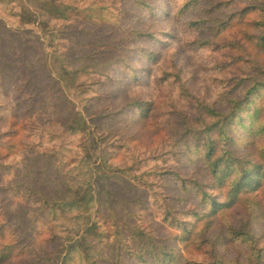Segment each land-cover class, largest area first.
<instances>
[{
  "label": "trees",
  "instance_id": "obj_1",
  "mask_svg": "<svg viewBox=\"0 0 264 264\" xmlns=\"http://www.w3.org/2000/svg\"><path fill=\"white\" fill-rule=\"evenodd\" d=\"M0 0V264H264V0Z\"/></svg>",
  "mask_w": 264,
  "mask_h": 264
},
{
  "label": "rangeland",
  "instance_id": "obj_2",
  "mask_svg": "<svg viewBox=\"0 0 264 264\" xmlns=\"http://www.w3.org/2000/svg\"><path fill=\"white\" fill-rule=\"evenodd\" d=\"M23 3L29 7L32 8V5L30 4L29 0H23ZM0 16L5 18V19H10V16L5 12L4 8L0 6Z\"/></svg>",
  "mask_w": 264,
  "mask_h": 264
}]
</instances>
